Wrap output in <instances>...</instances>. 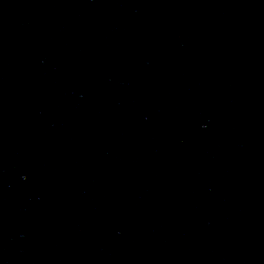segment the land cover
<instances>
[{"label": "water", "instance_id": "water-1", "mask_svg": "<svg viewBox=\"0 0 264 264\" xmlns=\"http://www.w3.org/2000/svg\"><path fill=\"white\" fill-rule=\"evenodd\" d=\"M0 264H264V0H0Z\"/></svg>", "mask_w": 264, "mask_h": 264}]
</instances>
